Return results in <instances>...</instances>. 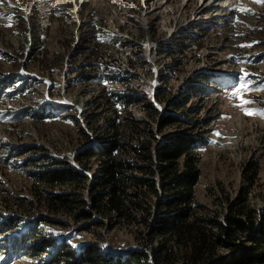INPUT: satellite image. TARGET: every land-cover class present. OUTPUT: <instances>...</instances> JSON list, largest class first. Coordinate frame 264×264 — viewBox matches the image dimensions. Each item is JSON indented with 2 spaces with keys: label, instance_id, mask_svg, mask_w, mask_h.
I'll list each match as a JSON object with an SVG mask.
<instances>
[{
  "label": "rangeland",
  "instance_id": "374dc122",
  "mask_svg": "<svg viewBox=\"0 0 264 264\" xmlns=\"http://www.w3.org/2000/svg\"><path fill=\"white\" fill-rule=\"evenodd\" d=\"M65 1L71 3L59 5ZM179 1L170 0L155 29L151 28V55L144 58L141 51L137 60H130L138 76L115 82L95 79L93 83L85 76H68L71 71L63 63L74 52L76 33L86 25L78 26L74 16L66 14L72 0H0V221L19 220L23 226L6 236L0 233V240L38 227L39 235L66 240L73 249L95 245L113 257L146 249L138 215L131 221L97 215L96 225L76 223L73 216L51 214L30 179L45 168V156L56 161L67 159L78 168L74 157L94 147L101 128L112 116L101 101L93 103V93L99 92L100 97L103 90L111 95L131 93L128 98L133 104L127 111L149 122L161 142L195 126L194 136L202 137L196 147L201 177L195 200L203 207L198 215L224 220L229 206L241 199L256 212L264 210V116L245 114L246 108L264 109V2L219 0L216 8L204 7L207 16L203 26L199 24L194 30L193 25L183 38L167 40L162 28L170 13L178 10ZM200 1L193 0L188 10L193 11ZM117 5V0H94L85 6L89 18L91 15L87 30L95 36L93 50L100 45L110 52L125 51L134 44L106 30L103 16H109ZM26 9L30 14L27 18ZM156 44L160 46L155 48ZM208 50L215 54L208 57L213 66L205 73L201 69ZM91 52L81 51L86 55ZM215 56L222 61L217 63L212 58ZM200 75L215 77L224 82V88L214 90L201 84L197 88H203V93L194 90L195 76ZM241 76L251 81L244 98L254 101L243 107L238 106L240 98L231 95ZM116 108L126 115L122 105ZM169 116H177L184 128L174 126L158 134L159 124ZM90 118L95 131L87 126ZM96 168L94 163L91 178ZM83 196L88 201L86 192ZM5 248H0V264L5 263ZM32 256L28 253L6 264H39L48 257Z\"/></svg>",
  "mask_w": 264,
  "mask_h": 264
},
{
  "label": "trees",
  "instance_id": "16d2710c",
  "mask_svg": "<svg viewBox=\"0 0 264 264\" xmlns=\"http://www.w3.org/2000/svg\"><path fill=\"white\" fill-rule=\"evenodd\" d=\"M190 41L193 44L195 38ZM195 81L193 89L200 93L203 88L197 86L201 84L214 90L224 88V82L211 75L195 76ZM129 94L111 95L103 90L97 103L108 107L112 116L94 147L74 157L78 168L67 159L45 156V168L30 179L51 214L73 216L76 223L94 222L97 215L126 221L138 215L146 249L113 257L95 245L73 249L66 240L45 238L39 235L40 228L29 227L21 236L0 240V248L6 247L4 264L28 253L33 258L48 256L39 264H264V210L256 212L241 199L229 206L224 220L198 215L203 207L195 200L201 177L196 147L202 137L194 136V126L161 142L149 122L127 111L133 104ZM120 105L127 111L124 117L116 108ZM91 121L87 126L95 131ZM184 125L177 116H169L161 121L157 133ZM94 163L97 168L91 178ZM18 221H0V233L6 236L23 229Z\"/></svg>",
  "mask_w": 264,
  "mask_h": 264
},
{
  "label": "built area",
  "instance_id": "2783aa9c",
  "mask_svg": "<svg viewBox=\"0 0 264 264\" xmlns=\"http://www.w3.org/2000/svg\"><path fill=\"white\" fill-rule=\"evenodd\" d=\"M94 0H77L79 4L78 12L72 9V6L66 8V14L74 16L78 26L85 27L82 30H79L75 35V41L73 44L74 52H70L66 59L63 61L65 68L69 66L73 78L86 77L89 81L93 82L95 79H112L115 81L126 79L129 81L133 76H138L137 73H134L130 64V60L134 58L137 60V55L143 52V57L151 55L153 50L154 41L151 38V28L155 29V24L158 23L159 16L164 12L166 7L170 6V0H117V6L113 7L110 10L109 16H103L106 18V30L108 33L114 37H119L125 39L124 41L132 44L129 48H125V51L118 52H106L94 57H91L89 54L81 53L82 50L87 52L92 51L94 43L95 45V36L92 31L87 30V24L91 21V15L85 11V6L88 3L93 2ZM193 0H180L177 7L178 10L174 9V12L170 13V17L167 22L163 25L165 36L167 40H172L174 37L183 38L185 30L195 26L194 30H197V25H204V18L207 16L205 11L210 10L215 7L219 0H201L198 7L194 8L193 11L188 10L189 4ZM69 1H65V4H59L65 6ZM205 6V10L201 15L196 14V11L201 7ZM216 8V7H215ZM80 11V12H79ZM138 11V13H136ZM82 13V14H81ZM90 19V20H89ZM80 21H82L80 23ZM132 33V34H131ZM141 34V35H140ZM94 37V38H93ZM139 37H141L139 39ZM90 41V43H88ZM159 47V44H156V47ZM140 51V52H139ZM160 51V50H159ZM158 51V53H159ZM212 54H215L213 50H208L204 54L203 66L201 71L208 72L213 66L209 62L208 57ZM69 56H73L72 58ZM87 57L89 59L87 60ZM71 58V59H70ZM218 62L222 59L218 57H212ZM136 63V61H135ZM221 66H224L223 64ZM66 70L64 69L65 74ZM212 73V72H211ZM214 73V72H213ZM112 81V82H115ZM106 82H109L108 80ZM99 92L93 93L94 99L93 103H96L100 100ZM99 97V98H98ZM83 127H85V122L83 121Z\"/></svg>",
  "mask_w": 264,
  "mask_h": 264
},
{
  "label": "snow or ice",
  "instance_id": "6c2138e0",
  "mask_svg": "<svg viewBox=\"0 0 264 264\" xmlns=\"http://www.w3.org/2000/svg\"><path fill=\"white\" fill-rule=\"evenodd\" d=\"M257 2H264V0H257ZM251 81H248L246 77L241 76L237 78V84L233 86V89L231 91L232 96L239 97L241 100V104L238 106L243 107L244 105L254 103V101L247 100L244 98L243 93L248 90V87H250ZM245 114L247 115H260L264 116V109H245Z\"/></svg>",
  "mask_w": 264,
  "mask_h": 264
},
{
  "label": "bare ground",
  "instance_id": "6f19581e",
  "mask_svg": "<svg viewBox=\"0 0 264 264\" xmlns=\"http://www.w3.org/2000/svg\"><path fill=\"white\" fill-rule=\"evenodd\" d=\"M72 1H74V5L72 6V9L74 8V11H77L78 12V9H79V4L80 3H78L77 2V0H72ZM81 2H82V0H81ZM65 4V2H63L62 3V5H64ZM204 7L205 6H201L197 11H196V14H197V16L198 15H201L202 13H203V11H204ZM29 10L28 9H26V14H24V17H28L29 15ZM82 21H80V23H81ZM30 77H33V75H31ZM47 99H49V98H47ZM49 103V102H48Z\"/></svg>",
  "mask_w": 264,
  "mask_h": 264
},
{
  "label": "crops",
  "instance_id": "0c3cea01",
  "mask_svg": "<svg viewBox=\"0 0 264 264\" xmlns=\"http://www.w3.org/2000/svg\"><path fill=\"white\" fill-rule=\"evenodd\" d=\"M106 52H109V49H106L105 47L98 45L97 47L94 48V50H92V52L89 55L91 57H94L100 54H104Z\"/></svg>",
  "mask_w": 264,
  "mask_h": 264
},
{
  "label": "clouds",
  "instance_id": "9594fccd",
  "mask_svg": "<svg viewBox=\"0 0 264 264\" xmlns=\"http://www.w3.org/2000/svg\"><path fill=\"white\" fill-rule=\"evenodd\" d=\"M28 230V228L27 229H25V231H27Z\"/></svg>",
  "mask_w": 264,
  "mask_h": 264
}]
</instances>
